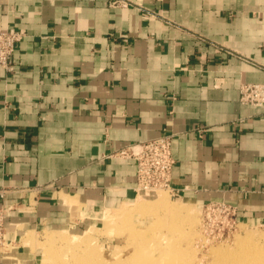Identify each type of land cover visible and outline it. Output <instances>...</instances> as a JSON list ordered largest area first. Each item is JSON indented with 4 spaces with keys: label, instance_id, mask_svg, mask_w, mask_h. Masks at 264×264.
<instances>
[{
    "label": "crops",
    "instance_id": "0c3cea01",
    "mask_svg": "<svg viewBox=\"0 0 264 264\" xmlns=\"http://www.w3.org/2000/svg\"><path fill=\"white\" fill-rule=\"evenodd\" d=\"M113 1L0 0V30L27 32L0 66V264H38L29 232L148 195L112 154L163 134L173 197L264 224V106L240 99L264 82V0Z\"/></svg>",
    "mask_w": 264,
    "mask_h": 264
},
{
    "label": "rangeland",
    "instance_id": "374dc122",
    "mask_svg": "<svg viewBox=\"0 0 264 264\" xmlns=\"http://www.w3.org/2000/svg\"><path fill=\"white\" fill-rule=\"evenodd\" d=\"M158 194L165 203L151 201ZM128 203L100 212L87 231L29 232L37 263L264 264V224L240 222L219 203L191 204L164 189Z\"/></svg>",
    "mask_w": 264,
    "mask_h": 264
},
{
    "label": "built area",
    "instance_id": "2783aa9c",
    "mask_svg": "<svg viewBox=\"0 0 264 264\" xmlns=\"http://www.w3.org/2000/svg\"><path fill=\"white\" fill-rule=\"evenodd\" d=\"M118 4L119 0H114ZM27 32L25 30H0V66L12 71L14 68L13 56L18 42ZM240 99L244 103H251L256 106H264V82H244L240 86ZM202 128H200L201 130ZM172 134H163L154 138L128 144L112 155L120 158L134 159L137 164V185L138 192L151 194L159 189L174 192L171 186L172 170L175 158L172 152ZM3 196V193L1 194ZM226 210L232 211L236 217L233 207L220 203ZM9 206L0 207V251L8 243L7 239V212Z\"/></svg>",
    "mask_w": 264,
    "mask_h": 264
},
{
    "label": "bare ground",
    "instance_id": "6f19581e",
    "mask_svg": "<svg viewBox=\"0 0 264 264\" xmlns=\"http://www.w3.org/2000/svg\"><path fill=\"white\" fill-rule=\"evenodd\" d=\"M140 201H144V200H147V198H141L140 197ZM166 199H167V197H164L162 194H158L157 195V197H156V199H150L151 201H160V202H166ZM169 204V203H168ZM169 209L170 210H172V212H174L175 214H181V213H184L183 212V209L182 208H180V207H170V204H169ZM147 255V254H146ZM137 256V255H136ZM147 257V256H146ZM145 257V258H146ZM134 258V257H133ZM149 257H147L146 259H148ZM135 259H136V257H135ZM139 261V260H138ZM146 261V260H145ZM127 263V261H124L123 263ZM147 264H151V263H153V261L150 259V260H147V262H146ZM146 263H144V262H138V264H146ZM114 264V263H113ZM116 264H120V262L119 263H117L116 262ZM135 264H137V262L135 263ZM167 264V263H166Z\"/></svg>",
    "mask_w": 264,
    "mask_h": 264
}]
</instances>
